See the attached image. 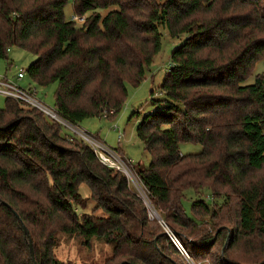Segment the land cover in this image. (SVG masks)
Segmentation results:
<instances>
[{"label":"trees","instance_id":"obj_1","mask_svg":"<svg viewBox=\"0 0 264 264\" xmlns=\"http://www.w3.org/2000/svg\"><path fill=\"white\" fill-rule=\"evenodd\" d=\"M66 3L0 0V59L9 67L12 47L36 57L30 83H56L54 110L76 125L120 111L126 84L138 86L160 50L161 27L183 36L162 98L136 126L148 165L115 151L192 261L264 264V73L243 84L264 58V0H72L81 26ZM61 127L12 98L0 108V264H63L57 232L112 242L106 264H189L125 175ZM181 143L202 149L182 154ZM188 189L212 203L194 199L186 214Z\"/></svg>","mask_w":264,"mask_h":264},{"label":"rangeland","instance_id":"obj_2","mask_svg":"<svg viewBox=\"0 0 264 264\" xmlns=\"http://www.w3.org/2000/svg\"><path fill=\"white\" fill-rule=\"evenodd\" d=\"M111 9H114V7H110L106 10L101 9L100 13L105 15L107 11ZM63 11L65 18L69 19V17L73 14L72 0H67ZM132 15L135 18L140 19V17H136L134 14ZM81 25L82 23L78 24V26ZM160 32L162 34L160 50L156 55H154L152 63L146 70L145 77L142 82L136 87L126 84L127 95L120 111L113 117L109 115L108 117L88 118L83 120L81 123L73 125L74 130L84 132L87 135H92L93 138L95 137V139L98 137L100 141L104 142L113 149L118 147L121 148L123 153L128 158H130L133 163H139L142 166H147L150 158L145 153L143 145L140 142L141 140L136 135V126L146 114L151 112V109L155 108L154 101L162 98V94L159 92L158 86L161 84L164 74L171 66V52L173 49L179 46L184 39L183 36L178 38L171 37L167 29L164 27L160 28ZM7 57L8 63L10 64L9 67H7L8 64L6 60L0 59V77L7 75V77L15 80V82L21 87L27 88L30 83L29 78L25 75L23 79L17 80L16 72L19 69L25 70L36 57L17 47L10 48L8 50ZM263 73L264 58L256 62L250 76L243 82V84L253 83L256 75ZM30 84L35 85L33 83ZM35 87L37 91L36 97L47 107L54 109L53 94L56 88V83L50 84L46 87H39L37 85H35ZM151 92H153V94H151ZM32 98L34 99V97ZM4 104L5 98L0 95V108L4 107ZM20 104L23 105V108L32 107L26 102ZM38 111L40 110L38 109ZM20 113V115L23 114V112ZM44 116L48 118L46 115ZM56 122L61 123L62 133L67 135L70 134L76 136L77 138L82 137L81 134L79 136L77 134L78 132L75 133L69 126L64 125V122L58 118H56ZM114 126H116L117 129H115ZM118 132H120L121 135V140L119 143ZM201 149L202 147L200 144L181 143L179 145V150L182 154L198 153L201 151ZM128 183L134 192H136L145 202L151 213V216L158 220L157 217L159 214L152 208L147 197V193L140 181L134 176V180H130ZM80 193L83 196H88L87 187L84 185L80 186ZM208 196H210V194L207 191L201 195H197L192 189L186 190L184 198L182 199L185 213L191 215L190 205L194 199L202 198L203 200H206L208 204H211L212 201ZM219 201L220 199H218V202ZM93 207V202L88 201L86 210L90 212ZM94 214L96 216L103 215L102 211L100 210H95ZM161 222L163 223L162 219ZM167 230L171 231L169 228ZM55 239L56 243L53 249V256L54 259L63 264H106V261L112 255V242H107L103 238H93L90 240V244L88 245L79 236L57 232L55 234ZM213 252L218 254L219 247L215 246ZM207 261L208 260H204L203 262L198 261L195 262V264H210Z\"/></svg>","mask_w":264,"mask_h":264},{"label":"built area","instance_id":"obj_3","mask_svg":"<svg viewBox=\"0 0 264 264\" xmlns=\"http://www.w3.org/2000/svg\"><path fill=\"white\" fill-rule=\"evenodd\" d=\"M83 19V16H78L74 14L70 16V20L76 22L77 24L82 23ZM25 75V70L19 69L16 72V79L21 80L25 77ZM36 93L37 91L35 85L29 84L27 88H23L19 84H17L15 80L7 77V75L0 77V95L2 97H4L5 99L12 98L18 101L19 103L26 102L28 105L39 109L41 112H43L44 115H46L51 120L53 119L54 121H56V118H58L59 120L63 121L64 125L69 126L75 133L78 132L77 134L79 136L80 134L82 135L81 138L89 144L101 164L122 172L128 181L134 180V176L136 177V175L130 167V164L132 162L130 159L124 160L125 158L123 159L122 157H120L115 151V149L109 147L104 142L95 139V137L93 138L92 135H87L84 132L74 130L73 124L61 118L54 109H50L49 107H47L42 101H40L36 97ZM32 97H34V99ZM120 140L121 135L120 132H118V143L120 142ZM149 214L150 217L153 218V216H151V213ZM168 236L176 245V247L180 250V252L185 256L189 264H195V262L188 257L180 242L176 239V237L173 236L171 231H168Z\"/></svg>","mask_w":264,"mask_h":264},{"label":"water","instance_id":"obj_4","mask_svg":"<svg viewBox=\"0 0 264 264\" xmlns=\"http://www.w3.org/2000/svg\"><path fill=\"white\" fill-rule=\"evenodd\" d=\"M158 216V215H157ZM158 221L163 225V228H164V233L168 235V228L161 222V219L160 217L158 216ZM24 234L28 237L29 239V249H30V252H31V255H33V251H32V242L30 240V237H29V233H28V230L26 227H24ZM173 234V233H172ZM173 236L175 237V235L173 234Z\"/></svg>","mask_w":264,"mask_h":264}]
</instances>
